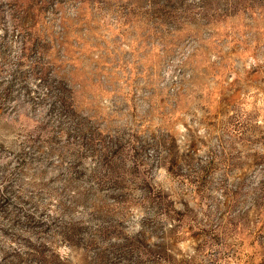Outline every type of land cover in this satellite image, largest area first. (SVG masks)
I'll return each instance as SVG.
<instances>
[{"label":"rangeland","instance_id":"obj_1","mask_svg":"<svg viewBox=\"0 0 264 264\" xmlns=\"http://www.w3.org/2000/svg\"><path fill=\"white\" fill-rule=\"evenodd\" d=\"M0 264H264V0H0Z\"/></svg>","mask_w":264,"mask_h":264}]
</instances>
